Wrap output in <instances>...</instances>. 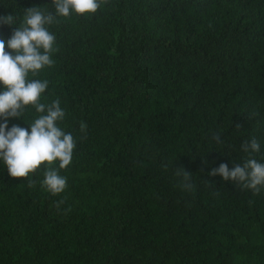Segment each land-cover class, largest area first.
Instances as JSON below:
<instances>
[{
  "label": "trees",
  "instance_id": "obj_1",
  "mask_svg": "<svg viewBox=\"0 0 264 264\" xmlns=\"http://www.w3.org/2000/svg\"><path fill=\"white\" fill-rule=\"evenodd\" d=\"M33 6L54 11L0 0V15L18 24ZM49 31L54 63L29 79L48 81L76 147L58 195L43 165L27 178L0 165V264H264V188L208 175L246 160L252 138L264 162V0H100Z\"/></svg>",
  "mask_w": 264,
  "mask_h": 264
},
{
  "label": "clouds",
  "instance_id": "obj_2",
  "mask_svg": "<svg viewBox=\"0 0 264 264\" xmlns=\"http://www.w3.org/2000/svg\"><path fill=\"white\" fill-rule=\"evenodd\" d=\"M51 5L53 12L40 6L24 9L18 24L15 11L0 15V26H14L9 38H0V165L13 178H27L43 165L41 187L58 195L67 187V178L59 170L70 165L76 143L72 133L59 125L66 115L60 101L43 102L48 81L29 79V75L35 77L54 63L56 37L49 26L57 18H67L73 13L79 16L95 14L100 0H51ZM29 106L36 115L31 123L24 122L28 127L17 124L9 127L10 118L21 120ZM85 127L81 124V132ZM260 147L255 138L242 143L241 150L248 156L246 160L234 163L231 169L221 163L211 168L208 175L259 192L264 188V162L255 159L254 154ZM176 169L182 187L190 190L193 187L191 174L183 168ZM29 186H32L31 180Z\"/></svg>",
  "mask_w": 264,
  "mask_h": 264
}]
</instances>
